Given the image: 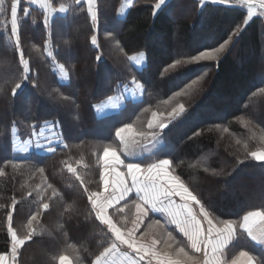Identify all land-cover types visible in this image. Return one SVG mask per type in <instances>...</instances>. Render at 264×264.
Wrapping results in <instances>:
<instances>
[{"label": "trees", "instance_id": "obj_1", "mask_svg": "<svg viewBox=\"0 0 264 264\" xmlns=\"http://www.w3.org/2000/svg\"><path fill=\"white\" fill-rule=\"evenodd\" d=\"M232 1L236 3L168 0L154 14L156 0H135L122 16L123 0H97L96 23L85 13L77 12L71 19L57 14V31L49 36L41 23L45 10L24 0L22 7L30 16L22 22L21 47L35 86L27 85L18 100L11 97L10 88L19 75V53L7 34L10 18L5 23L0 15V171L5 173L0 176V253L10 250L7 211L14 199L13 227L21 235L28 218L41 213L34 225L36 236L22 246L19 264H58L61 253H74L77 248L93 251L102 242L99 228L64 224L61 206L81 215L86 196L63 162L73 163L84 183L96 190V157L108 145L116 147L113 125L125 121L138 129L146 126L152 111L167 117L177 103H183L186 112L165 129V141L185 183L210 201L221 219H237L243 210L264 204V161L244 157L246 151L264 150V19L256 16L243 25L247 7ZM66 2L71 0H56V6ZM8 4L10 0L5 7ZM238 24L243 29L240 37L218 62L169 68L177 59L187 61L189 53L218 46ZM137 55L145 57L140 69L131 61ZM61 64L69 76L66 82L58 70ZM129 72L125 86L132 76L147 82L143 104L137 108L136 103H128L116 114L98 117L92 106L105 93L115 95L116 85ZM193 79L197 83L189 88ZM13 120L19 121L15 128ZM36 122L41 127L58 122L68 147L58 148L55 155L18 153L15 136L27 139V125ZM37 166L45 168L44 175ZM46 182L61 192L50 210L42 209L36 195ZM118 219L122 224L129 217ZM241 248L259 251L245 240L235 250Z\"/></svg>", "mask_w": 264, "mask_h": 264}, {"label": "snow or ice", "instance_id": "obj_2", "mask_svg": "<svg viewBox=\"0 0 264 264\" xmlns=\"http://www.w3.org/2000/svg\"><path fill=\"white\" fill-rule=\"evenodd\" d=\"M27 2L35 4L36 0ZM212 2L227 4L229 0ZM240 2L247 7V18L242 20L245 26L256 15L257 7L264 11V0ZM23 3L24 0H10V4L5 7L6 0H0V15L5 17V23L10 18L7 34L13 38L15 50L19 53V75L10 88L14 100L21 98L27 85L35 86L29 60L25 58L21 47L22 22L30 16L29 10L22 7ZM165 4L166 0H156L154 14L155 10H161ZM41 6L45 9L41 23L49 36L57 31V14L71 19L73 14L80 12L90 17L93 24L97 21V0H71V3L66 2L59 7L56 6V0H45ZM242 30L239 24L236 25L227 39L218 46L189 53L187 61L177 59L169 68L174 69L185 63L218 62L222 54L230 51L237 42ZM91 44H97L95 35L91 37ZM100 59L98 54L96 60ZM60 67L64 69L63 64ZM131 75V72L124 74L116 85L115 95L105 93L92 106L95 112L103 113L109 108L123 109L128 103H136L137 108L143 104L142 96L147 91V82H140L136 76H132L130 84L136 86L139 95L136 90L128 92L124 79ZM196 83L197 80L193 79L188 87L191 88ZM175 95L180 96L181 93L177 92ZM185 112V105L177 103L167 113V117L152 111L150 118L146 120V126L142 125L138 129L134 128L133 123L125 121L113 125L112 141L116 147L110 144L103 149L102 155L98 154L96 157L99 164V184L96 190L84 183L73 163L63 162L67 171L79 182L83 196H86L85 212L81 215L76 214L77 209H64L61 206L64 224L69 227H91L93 230L99 228L103 232V238L91 252L87 248H77L74 253L59 254L58 264H264V204L254 210H243L237 219H221L216 214L215 206L187 185L182 179V173L177 171V158L167 150L165 129ZM18 123V120H13L12 127L15 128ZM57 125L58 122L53 124V128ZM25 131L28 140L21 148L25 153L29 146L50 155H55L58 148L68 147L59 138L53 139L55 132L44 135L39 122L29 123ZM237 144H240L239 140ZM244 147L247 149L248 145L244 144ZM244 157L264 161V150L246 151ZM238 162L243 163V160ZM37 171L41 175L45 174L44 167L37 166ZM2 175L5 173L0 171V176ZM27 195L32 197L33 193L28 192ZM36 195L41 197L42 209L50 210L53 202L60 198L61 192L53 183L46 182ZM16 203L14 199L12 207L7 211L10 250L0 253V264H19L22 246L33 241L36 236L34 225L41 213L37 212L28 218L21 235L13 227ZM155 214H160V218H154ZM120 216L131 219L121 224L118 219ZM129 222L131 227L127 226ZM65 230L62 228L61 231ZM173 232H177L181 239L178 240ZM240 240L251 243L259 251L251 248L236 251Z\"/></svg>", "mask_w": 264, "mask_h": 264}, {"label": "crops", "instance_id": "obj_3", "mask_svg": "<svg viewBox=\"0 0 264 264\" xmlns=\"http://www.w3.org/2000/svg\"><path fill=\"white\" fill-rule=\"evenodd\" d=\"M26 2H27V0H25ZM134 1L135 0H123V4H122V8H121V15L123 16V15H126L127 13H128V11L133 7V5H134ZM168 1V0H167ZM166 1V2H167ZM45 2V0H36V3L35 4H31V3H29V4H31V5H34V6H36V7H38V8H41V9H44L43 7H40V5H39V3H44ZM124 7H126V10H125V8ZM45 10V9H44ZM48 11L49 12H51V9H48ZM131 61H132V63L137 67V68H142V66H144V64H145V57L143 56V55H137V56H134V57H132L131 58ZM62 70H60V73H61V79L64 81V82H66V81H68V78H69V76H68V74H67V72L63 69V73L61 72ZM126 87H127V91L128 92H132V91H134V90H136V86L135 85H132V84H129V85H126ZM137 91V93H138V90H136ZM138 95H139V93H138ZM143 95H144V93H143ZM143 97V96H142ZM131 98V97H130ZM120 110L121 109H111V108H109V109H106L105 110V112H103V113H97V115H98V117H105V116H108V115H112V114H116V113H118V112H120ZM156 218H160V214H155L154 215ZM131 219V217H129V219H128V221ZM127 221H123V223L122 224H124V223H126ZM127 226L128 227H131V224H130V222L129 223H127ZM154 231H158V230H155L154 229ZM177 233V232H176ZM173 235H175L174 233H173ZM176 236V235H175ZM177 239L179 240V239H181V238H178L177 237Z\"/></svg>", "mask_w": 264, "mask_h": 264}, {"label": "rangeland", "instance_id": "obj_4", "mask_svg": "<svg viewBox=\"0 0 264 264\" xmlns=\"http://www.w3.org/2000/svg\"><path fill=\"white\" fill-rule=\"evenodd\" d=\"M238 1H239V3H241L240 0H238ZM234 3H236V1L229 0V3H227V4H234ZM39 5H40V7H42L41 6L42 5L41 3H39ZM242 5H244V4H242ZM124 8L126 10V7H124ZM255 11H256V15L254 17L260 16L261 18L264 19V11H261V9L259 7H257L255 9ZM58 70H59V73H60L61 68L58 67ZM61 72L63 73V71H61ZM60 75H61V73H60ZM42 129H43V134L44 135H46V136L47 135H52V133L55 132V136H53V139L55 140V139L59 138L60 140H62V137L60 135L59 129L57 127L53 128V124L45 125L44 127H42ZM27 140H28V138L27 139H24V138H22V137H20L18 135L15 136V148H16V151L18 153L23 154V155H28L29 152H32V151L47 153L46 151H42V150L36 149L34 146H29V150H28L27 153L21 151V148L27 142ZM45 143H46V141H45Z\"/></svg>", "mask_w": 264, "mask_h": 264}]
</instances>
